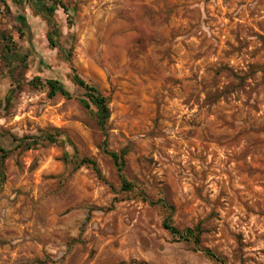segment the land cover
<instances>
[{
	"label": "rangeland",
	"instance_id": "1",
	"mask_svg": "<svg viewBox=\"0 0 264 264\" xmlns=\"http://www.w3.org/2000/svg\"><path fill=\"white\" fill-rule=\"evenodd\" d=\"M0 148V264H264V0L0 1Z\"/></svg>",
	"mask_w": 264,
	"mask_h": 264
},
{
	"label": "trees",
	"instance_id": "2",
	"mask_svg": "<svg viewBox=\"0 0 264 264\" xmlns=\"http://www.w3.org/2000/svg\"><path fill=\"white\" fill-rule=\"evenodd\" d=\"M2 2L6 0H0ZM32 1H40L41 0H32ZM48 10H53L52 8H49ZM54 33L50 36V39L54 41ZM73 80L74 83L82 88L84 90V95L81 97V102L85 107H90L94 106L96 108V118H97V123L101 127L102 130H106L108 120L111 116V110L109 107L108 103V98L106 95H104L97 86L87 82L80 74H78L74 70V75H73ZM48 87H49V95L54 96L58 93L65 95L67 97H70L71 94L67 91L65 88L64 84L60 82L59 80L56 79H48L46 81ZM46 139H52L54 138L52 134H47L45 137ZM41 141V139H32L31 141H24L23 145L26 147H31L33 145L38 144ZM104 150L107 154H109L112 159L115 162V165L118 167L119 171H122L123 169V161L121 160V156L116 152V151H111L108 149L107 145V140L105 139L104 141ZM0 150H3L0 148ZM89 165L92 166L97 174L99 176H102L100 173V170L98 168L97 162L93 158L89 157H83L80 159L77 163V165ZM3 168V162H0V179H4V173L2 171ZM125 185L127 187H132L130 183L125 182ZM162 205L166 207L169 210H172V206L168 205L165 201H162ZM164 226L167 230H169L173 235L179 236L181 238H184L186 240H193L195 243H199L200 241V231L198 227L196 228H185V229H179L178 227L174 226L169 219L165 220ZM205 254L215 260L216 262L222 263V258L214 253L210 249H204Z\"/></svg>",
	"mask_w": 264,
	"mask_h": 264
}]
</instances>
